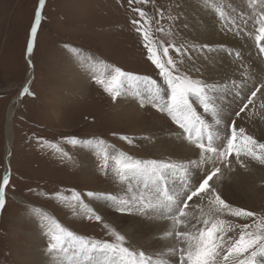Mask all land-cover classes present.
Wrapping results in <instances>:
<instances>
[{
  "label": "rangeland",
  "instance_id": "1",
  "mask_svg": "<svg viewBox=\"0 0 264 264\" xmlns=\"http://www.w3.org/2000/svg\"><path fill=\"white\" fill-rule=\"evenodd\" d=\"M188 1L152 0L147 6H130L128 0H46L34 43L30 94H25L20 100L11 123L10 185L6 189L5 209L0 211V264H39L33 252L38 251L39 256L47 255V238L40 227L38 213L48 215L77 235L111 240L101 224L88 221L79 207L73 209L67 202L73 192L80 194L86 208L93 209L124 235L127 246L133 250L139 251L138 246H131L129 239L135 231L146 244L160 240L169 221L159 218L158 214H132L130 217L114 213L108 216L98 205L93 206L92 202L98 201L85 194H112L116 190L112 188L116 181L111 175L104 176L100 172L99 154H95L92 171H86V163L80 161H84L85 156L80 142L103 140L112 148L135 153L141 160H158L154 147L142 149L144 145L134 139L141 134L138 127L140 118L144 124L150 112L143 111V108L137 109L140 111L135 115L127 111L117 112V100L114 102L95 84L93 76L104 72L105 67H119L163 84L158 70L146 59L141 38L131 24L133 18H138L132 8H143L149 17L155 19H160L156 14L159 9L164 18L160 19L159 25L153 24L154 35L158 39L171 40L177 46L190 45L187 22L183 18ZM38 2L0 0V177L5 166L6 112L24 83L27 41ZM169 15L178 18L169 20ZM157 27L163 28L164 33L155 32ZM169 31L171 35H168ZM170 55L180 59L175 52L170 51ZM78 68L85 70L82 72L86 76L83 88L79 90V80L77 82L74 77ZM182 68L187 70L189 66L184 63ZM195 73L189 72L194 78L203 79L202 75ZM261 103L258 92L254 98L255 114L253 106L247 114L253 116L250 133L264 143V109L260 108ZM173 126L177 128L175 124ZM121 136H127L132 143L121 140ZM70 138L77 139L78 143L72 145ZM217 139L218 142L214 138L216 145L225 142L224 138ZM231 160L235 161V158ZM203 174L202 171L196 176L192 174L190 182L199 180ZM261 176L249 192L252 194L242 198L234 207L264 214V173L258 178ZM181 183L179 176L168 179L169 187L179 188ZM119 216L122 219L130 217L131 220L124 221ZM247 222L237 221L240 224ZM173 257L178 261V256Z\"/></svg>",
  "mask_w": 264,
  "mask_h": 264
},
{
  "label": "snow or ice",
  "instance_id": "2",
  "mask_svg": "<svg viewBox=\"0 0 264 264\" xmlns=\"http://www.w3.org/2000/svg\"><path fill=\"white\" fill-rule=\"evenodd\" d=\"M221 19L226 21L227 28L236 35L246 36L254 41L256 49L264 56V0H241L243 7L225 6L223 0H204ZM129 5L142 4L147 6L152 0H128ZM45 0H39L34 12L29 38L27 56H31L37 31L41 24V14ZM231 11H228V9ZM136 17L131 20L136 33L140 36L146 50V59L158 70V74L166 85V92L161 85L148 76H140L122 70L119 67H105V71L93 76L95 84L115 102L118 97L132 90L140 108L150 105L157 112L166 115L180 132L177 138L186 142L189 147L198 150L199 159L184 161L172 160H141L135 159L124 152L110 153L100 140L97 152L101 155L100 172L104 176L111 175L115 181L124 186L125 195H100L87 192L89 198H99L110 202L112 209L121 215H153L169 221L168 227L160 235V239L174 241L167 251L156 256H147L144 251H135L127 246V240L103 217L93 209L86 208L80 194L73 192L70 201L73 209L79 207L88 221L101 224L111 240H97L75 234L64 228L46 214H40V227L47 238L46 254L53 258V264H169L167 257L178 256L177 264H264V214L228 203L210 183L221 173V167H230L235 158L241 168L246 163L241 157L264 165V143L248 134L243 127H237L232 121L230 135L224 137L220 145L214 144V133L210 126L197 113L194 102L198 103L205 113H211L213 119L218 115L213 93L222 90L218 85L194 78L183 69V57L189 55V48L208 57L214 49L210 45H180L171 40L158 39L154 35L153 24L159 25L164 13L157 9L160 19L149 17L139 7H133ZM178 17L168 16L169 20ZM155 32L164 33L157 27ZM168 35H171L169 31ZM175 52L180 59H175ZM228 55L232 56L231 52ZM236 52L234 61L240 60ZM31 62L29 61V64ZM242 75L247 77V68ZM199 72V68H195ZM235 86V81H233ZM264 89V84L256 87L242 102L236 117H241L249 106H253L254 98ZM162 93H165L162 95ZM30 94L27 87L20 96ZM166 97V98H165ZM264 109V103L260 104ZM121 140L131 144L127 136ZM69 143L76 145L77 139L70 138ZM91 144V141L85 142ZM211 164V169L205 165ZM191 168L202 169L204 174L194 183L190 182ZM10 172L0 177V211L6 206V189L10 185ZM179 176L181 186L169 187V177ZM58 199L64 200L63 197ZM199 201V202H197ZM191 202V203H190ZM233 218V219H229ZM239 220L249 221L237 223Z\"/></svg>",
  "mask_w": 264,
  "mask_h": 264
},
{
  "label": "bare ground",
  "instance_id": "3",
  "mask_svg": "<svg viewBox=\"0 0 264 264\" xmlns=\"http://www.w3.org/2000/svg\"><path fill=\"white\" fill-rule=\"evenodd\" d=\"M223 2L226 7L228 5H232L236 8L243 7L241 0H223ZM228 11H231V9L229 8ZM184 14L185 16H183V18L187 22L186 29L189 36L188 40H190V45L207 44L214 49H222V51L209 52L207 54L208 57H210L209 59L206 58L202 53L198 51H192L189 48V55H191L192 59L188 60V56L184 57V60H186L185 63L188 64L189 69H193L190 72H194L195 68H199L200 71H196V73L202 75L203 80L207 81L208 83L216 84L222 89L212 94L218 110L216 119L220 120L219 124H217L216 120L213 119L211 113H205L203 111V108L198 103L194 102V107L196 108L197 113L210 126V130L214 133L216 141L218 140L217 138L221 139L226 135H230L232 121H235L238 128L243 127L248 134L255 136L252 132L250 133L249 131L250 127L252 126L253 116H249L247 113H249L251 105L245 113L241 114V117H236L235 112L239 111V108L242 106V102H246V97L251 93V91H253V89L259 87L261 84H264V56H261L258 53V49H256L254 41L248 39L246 36L236 35L232 31H229L226 21H222L221 19H219L217 14L210 7H207L205 5L204 0H189L188 4L185 7ZM228 52H231L233 55H228ZM236 52H239L241 54L239 61H234V55ZM32 55L33 51L30 57L26 54L27 71L24 83L21 88H19L16 96L11 100L6 112V144L4 148L5 166L3 175L6 172H10L9 160L12 147L11 123L16 113L17 107L20 105V100L22 99L20 93L24 89V87H30L34 74L32 69ZM29 61L31 62L30 64ZM241 64H243L248 70L247 77L242 75L244 69L241 67ZM82 70L80 71V69L78 68L79 72L75 71L76 73L74 75L75 80H77V82L79 80L78 90L83 88L82 84L86 77L84 76ZM83 71L85 72V70ZM76 77L79 78L76 79ZM233 81H235V86L233 85ZM159 84L166 92V85H164V83ZM164 94L165 93H162V95ZM259 97L261 99V102L264 103V89H261V91L259 92ZM115 107L117 112L127 111L129 114L134 113V115L135 113L138 114L139 111L142 110V108H140L139 106L137 98L133 95L132 90H127L125 94L118 97ZM144 110H148L150 112L149 117L146 121L144 120V124H142L143 122L141 123L140 118V124L138 127L140 128L139 132H141V134H136L137 136L134 137V139L137 140V143H139L140 145H144V147L142 146V149H147L151 146L154 147L153 151L156 155H158V160L187 162L190 159H199L197 155L198 150L189 147L186 142L177 138L175 133L180 131L173 126L170 119L166 115L157 112L150 105H146L143 108V111ZM128 118L130 119L131 116H128ZM135 119L137 120L138 117L135 116ZM85 142H87V140H83L80 142V147L85 151V156H83L84 161H82L81 159L80 161L81 163L85 162L86 164L84 166H86V171L88 170V172H91L92 165L95 162L94 158H96L95 154H98V142H91V144H87ZM104 147L110 153L116 151L124 152L122 150L112 148L111 146H108V144H104ZM128 155L132 156L135 159H140L139 157H136L135 153ZM241 159L245 161L247 165L246 167L241 168L240 165L236 163V161H232L230 167H223L222 165H218L221 167V173L218 175V177H215L213 181L210 182L213 187L216 188L222 198H224L231 205L233 204V206H236L237 202H239L242 198L248 197L252 194L249 192L252 191L256 186V181H260L262 178V176L260 178H258V176L264 173V165H260L244 157H241ZM205 167L211 169L212 165L207 164L205 165ZM190 171L195 176L199 175L201 171L203 173L202 169L197 168H191ZM171 180L172 179H170V185H172L173 182ZM112 188L116 190L112 192V194L110 193L111 195L121 197L125 195L123 185L115 182ZM94 200H97L98 202H92L93 206L98 205L97 207L100 210L105 211L107 215H113L114 213H116L110 206V202L99 198H95ZM130 217H124L123 219L122 217H120V219L128 221ZM133 234L129 235L130 242H132L131 246H138L139 251H144L147 256H156L161 252H165L167 251L168 247H170V245L174 243V241L171 240L160 239L159 241L153 240L151 243L146 244V242L140 240V236L136 231ZM33 256L39 264H53V258L49 257L48 255L41 256L40 254L39 256V253L37 251L33 252ZM167 259L169 261V264H177V260L173 256L169 255Z\"/></svg>",
  "mask_w": 264,
  "mask_h": 264
}]
</instances>
